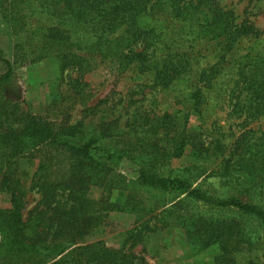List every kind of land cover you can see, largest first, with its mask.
Listing matches in <instances>:
<instances>
[{
  "label": "trees",
  "instance_id": "trees-1",
  "mask_svg": "<svg viewBox=\"0 0 264 264\" xmlns=\"http://www.w3.org/2000/svg\"><path fill=\"white\" fill-rule=\"evenodd\" d=\"M51 4L58 19L84 24L93 37L87 46L90 57L80 55L72 45L59 49L62 75L74 68L85 75L106 64L122 75L136 72L150 77L152 93L178 90L177 109L158 114L148 107V112L134 115L129 141L138 145L142 158L154 162L180 158L190 148L196 160L219 159L216 171L241 181L242 188L264 187V133L229 146L223 127L205 122L209 103L220 94L224 97L220 110H227L229 116L264 119V54L240 50L243 40L260 39L263 31L239 21L218 0H53ZM64 24L44 33L43 44L59 41L64 33L68 40ZM5 64L7 71L0 76V191L10 195L11 208L0 211V233L11 255L25 261L50 238L67 247L43 264H135L123 251L80 245L91 232L109 224L111 213L123 210L111 200L119 181L111 166L122 157L101 151L94 140L80 142L78 128L66 120L50 122L8 108L17 105L4 95L13 81L11 63ZM27 157L38 159L33 187L41 196L34 218L29 219L23 214L26 192L19 172L20 161ZM138 174L135 185L140 188L186 193L196 203L232 216L185 218L192 248L216 247L215 264H264V249L258 255L257 238L247 229L249 221L264 223L263 207L242 197H211L183 179L145 169ZM93 187L103 189L98 201L88 197Z\"/></svg>",
  "mask_w": 264,
  "mask_h": 264
},
{
  "label": "rangeland",
  "instance_id": "rangeland-1",
  "mask_svg": "<svg viewBox=\"0 0 264 264\" xmlns=\"http://www.w3.org/2000/svg\"><path fill=\"white\" fill-rule=\"evenodd\" d=\"M226 9L233 10L239 21H249L264 32V0H218ZM53 0H3L0 8V76L7 71L5 62L13 70L12 84L5 96L22 112L42 117L50 122L66 120L78 128V140H94L101 151L116 152L122 160L111 166L112 174L119 177L111 200L121 205L122 212H113L109 224L91 232L80 245H99L110 250L123 251L133 258L135 264H215L218 254L216 247L194 249L185 234L184 219L194 215L208 217H232L229 213L212 210L196 203L185 194L160 193L135 185L140 169L158 173L167 178L185 180L192 189L220 199L242 197L264 208V187L260 190H246L242 183L228 179L217 172L219 159L206 162L196 160L187 148L180 158L163 159L154 162L142 158L138 145L132 144L131 124L136 112H148V107L158 114L171 112L176 107L175 92L152 93L148 91L151 78L136 72L120 74L109 65L98 64L85 75L77 68L60 73V48L70 45L84 57L92 33L84 24H73L70 19L62 21L51 9ZM53 12V13H52ZM56 16V17H55ZM60 17V16H59ZM64 24L67 36H58L59 41L46 45L42 35L54 26ZM70 36H72L70 38ZM44 40V42H43ZM241 53L254 50L264 54V35L260 39L243 40ZM179 89V88H178ZM224 97L213 96L208 105L205 122H216L228 135L226 143L260 137L264 133V119L231 117L227 110H220ZM118 120V121H116ZM115 123H111L114 122ZM193 123H199L197 117ZM130 132L123 136L121 131ZM106 132V136L102 134ZM113 135V136H111ZM162 158V157H161ZM204 163V165H203ZM38 159L23 158L19 172L26 192L24 218H34L41 196L33 187ZM244 191H248L247 193ZM128 194L129 196L128 199ZM103 189L93 187L88 197L101 199ZM151 201V203H150ZM164 205L163 207H159ZM159 207V208H158ZM11 208V197L0 191V211ZM247 229L257 238L258 255L264 249V223L249 221ZM29 233L31 231L27 230ZM51 234L54 233L52 229ZM59 247V248H56ZM67 247L50 238L37 248L27 260L22 261L11 255L4 236L0 233V264H43L57 250ZM77 247V246H75ZM72 247V248H75ZM61 258L57 257L56 260ZM61 264H73L63 262Z\"/></svg>",
  "mask_w": 264,
  "mask_h": 264
}]
</instances>
